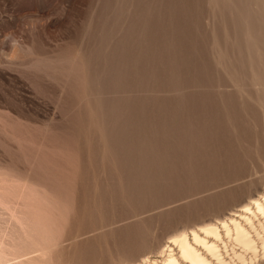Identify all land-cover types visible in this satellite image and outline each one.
<instances>
[{
	"label": "rangeland",
	"instance_id": "rangeland-1",
	"mask_svg": "<svg viewBox=\"0 0 264 264\" xmlns=\"http://www.w3.org/2000/svg\"><path fill=\"white\" fill-rule=\"evenodd\" d=\"M263 194L264 0H0V252L162 264L250 203L264 264Z\"/></svg>",
	"mask_w": 264,
	"mask_h": 264
},
{
	"label": "bare ground",
	"instance_id": "bare-ground-1",
	"mask_svg": "<svg viewBox=\"0 0 264 264\" xmlns=\"http://www.w3.org/2000/svg\"><path fill=\"white\" fill-rule=\"evenodd\" d=\"M249 204L241 206L239 210L243 213L251 212L250 210L252 209H250ZM252 204H254L256 206L255 208L264 215V194L261 196V200L253 199ZM243 213L234 211L231 212L228 217L219 219L216 222L203 224L197 228H192L189 231L183 230L179 234H175V236H172L168 241L176 247L177 252L175 253L174 249L170 245L166 244L160 251V254L163 255L161 260L162 264H184L183 262L188 264H214L211 259H215L216 261H214L216 263H225V258H223L218 245V241H222L223 234L238 242L239 245H241L244 249H247V251L248 249L256 251V240L252 237L248 228L241 221L243 220L244 223L252 229L253 224L251 218ZM236 216H238L241 220L237 219ZM256 231L257 230L254 232ZM258 236L260 237V245L264 253V236L261 234H258ZM221 243H223V241ZM203 252H205V254ZM206 254L210 255L211 259L207 257ZM22 256L23 255L18 253L11 258L4 251H2L0 252V264H21L20 259ZM240 257H242V255ZM148 261H150V259L145 258L143 259V262L138 264H146Z\"/></svg>",
	"mask_w": 264,
	"mask_h": 264
}]
</instances>
